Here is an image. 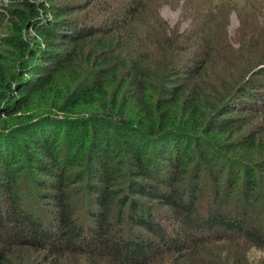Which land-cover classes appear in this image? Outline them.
Here are the masks:
<instances>
[{
    "label": "trees",
    "instance_id": "1",
    "mask_svg": "<svg viewBox=\"0 0 264 264\" xmlns=\"http://www.w3.org/2000/svg\"><path fill=\"white\" fill-rule=\"evenodd\" d=\"M99 1L0 0V264H264V48Z\"/></svg>",
    "mask_w": 264,
    "mask_h": 264
},
{
    "label": "rangeland",
    "instance_id": "2",
    "mask_svg": "<svg viewBox=\"0 0 264 264\" xmlns=\"http://www.w3.org/2000/svg\"><path fill=\"white\" fill-rule=\"evenodd\" d=\"M66 1L76 2L78 0ZM221 2L226 6L221 9L223 12L221 18H223L222 21H227L228 23L227 30L225 33L223 32V34L224 37H227L229 45L232 49L237 50L238 54L241 53L242 55L258 58V55L263 52L261 49L264 48V0H169L161 4L157 11L161 18L168 23L170 29L178 28L181 32H185L194 25V21L202 20V17L206 16L211 8H215V6L220 5ZM116 3L120 4L122 0H100L97 4L99 8L95 9L94 13H90L88 16L93 15V17L99 18L106 11L105 6L114 5ZM86 13L87 11L81 14L84 15ZM81 14L78 16H81ZM219 31L222 30L220 29ZM252 38H254L253 42ZM251 65H254L253 62H251ZM39 115V118L49 116L51 119H63V116L58 112L43 113V111H40ZM81 116L87 118L89 114H83L80 115V117ZM35 121L36 120H33V122ZM24 125H31V121L27 119L18 120L16 121L15 129ZM25 164L27 165L26 161ZM39 176L41 177L42 175ZM29 179L31 180L32 176L27 177L25 180ZM78 185L81 186L80 184ZM143 203H147L145 204L147 207H152V209H154L159 220H165L171 216L170 209L159 203L150 204L148 201H144ZM87 208L88 206L82 201L79 205V211H81L78 216V222L81 224H84V210ZM56 209L55 206L44 205V212H46L49 217H51V215L53 218L56 216ZM84 225L86 226L87 224ZM52 227L47 225L48 229H52ZM139 232L137 230L136 238H146V232L142 230ZM141 234H143V236H141ZM249 255L253 262L263 257L262 251L257 249H252Z\"/></svg>",
    "mask_w": 264,
    "mask_h": 264
},
{
    "label": "built area",
    "instance_id": "3",
    "mask_svg": "<svg viewBox=\"0 0 264 264\" xmlns=\"http://www.w3.org/2000/svg\"><path fill=\"white\" fill-rule=\"evenodd\" d=\"M3 6L7 7L8 6V2L4 1Z\"/></svg>",
    "mask_w": 264,
    "mask_h": 264
}]
</instances>
